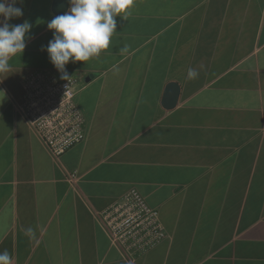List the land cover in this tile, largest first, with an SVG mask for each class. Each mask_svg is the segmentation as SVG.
Here are the masks:
<instances>
[{"label": "crops", "instance_id": "obj_1", "mask_svg": "<svg viewBox=\"0 0 264 264\" xmlns=\"http://www.w3.org/2000/svg\"><path fill=\"white\" fill-rule=\"evenodd\" d=\"M52 3L24 0L9 21L33 27L0 74V252L11 264H264V0H135L108 49L66 65L86 138L58 157L19 108L32 70L65 80L41 50ZM132 187L169 237L128 261L98 214Z\"/></svg>", "mask_w": 264, "mask_h": 264}, {"label": "built area", "instance_id": "obj_2", "mask_svg": "<svg viewBox=\"0 0 264 264\" xmlns=\"http://www.w3.org/2000/svg\"><path fill=\"white\" fill-rule=\"evenodd\" d=\"M77 78L58 79L44 69L32 70L22 84L19 106L36 137L58 157L86 138L85 119L75 100ZM110 244L133 261L169 237L157 207L130 188L98 214Z\"/></svg>", "mask_w": 264, "mask_h": 264}, {"label": "clouds", "instance_id": "obj_3", "mask_svg": "<svg viewBox=\"0 0 264 264\" xmlns=\"http://www.w3.org/2000/svg\"><path fill=\"white\" fill-rule=\"evenodd\" d=\"M23 2L24 0H0V74L9 71L12 57L23 53L33 27L27 20L20 24L9 23L23 15V9L17 6ZM134 2L135 0H68V10L54 16L47 23V28L52 31V38L47 45L41 46V50L47 52L50 63L61 73L62 79L69 77L66 71L68 63L98 58L109 48L111 38L117 32L116 17L126 20ZM197 76L195 69L188 70V79H195ZM4 96L0 97V103ZM0 264H11V256L7 250L0 252Z\"/></svg>", "mask_w": 264, "mask_h": 264}, {"label": "water", "instance_id": "obj_4", "mask_svg": "<svg viewBox=\"0 0 264 264\" xmlns=\"http://www.w3.org/2000/svg\"><path fill=\"white\" fill-rule=\"evenodd\" d=\"M68 0H53L52 12L55 15L63 14L68 9ZM179 94V85L176 82H168L164 89L162 97V106L164 108H172L175 106Z\"/></svg>", "mask_w": 264, "mask_h": 264}]
</instances>
